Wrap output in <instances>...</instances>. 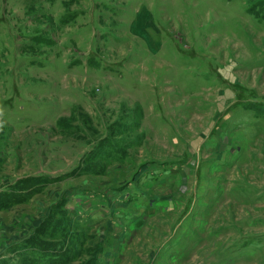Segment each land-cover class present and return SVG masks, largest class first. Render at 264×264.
Instances as JSON below:
<instances>
[{"label":"rangeland","instance_id":"obj_1","mask_svg":"<svg viewBox=\"0 0 264 264\" xmlns=\"http://www.w3.org/2000/svg\"><path fill=\"white\" fill-rule=\"evenodd\" d=\"M0 109V264H264V0H0Z\"/></svg>","mask_w":264,"mask_h":264},{"label":"trees","instance_id":"obj_2","mask_svg":"<svg viewBox=\"0 0 264 264\" xmlns=\"http://www.w3.org/2000/svg\"><path fill=\"white\" fill-rule=\"evenodd\" d=\"M28 242H29V240L24 241L23 243L28 244ZM20 244H22V243H20ZM19 245H17V246H19ZM29 250H31L33 252V254H35L37 256L34 259L31 256L27 257L26 258V260L28 261L27 264H40L39 263L40 261H44L45 264H69L68 260H66L69 258L67 255H65L64 253H62V256L59 255V251H61V250H59V251H58V249H48L47 250V249H43L41 246L31 247ZM20 252H21V250L17 251L16 254L18 256H22V253H20ZM65 257H66V259H65Z\"/></svg>","mask_w":264,"mask_h":264},{"label":"bare ground","instance_id":"obj_3","mask_svg":"<svg viewBox=\"0 0 264 264\" xmlns=\"http://www.w3.org/2000/svg\"><path fill=\"white\" fill-rule=\"evenodd\" d=\"M126 16H128V15H126ZM116 35V34H115ZM118 35V34H117ZM122 40V39H121ZM103 46V45H102ZM92 58V57H91ZM102 59V58H101ZM97 62V61H96ZM99 63V62H98ZM114 69V68H113ZM98 75H100V74H98ZM89 76V75H88ZM119 79H121V78H119ZM134 87V86H133ZM123 102V101H122ZM133 106V105H132ZM136 108H137V106H136ZM129 110V109H128ZM140 111H141V109H140ZM141 113V112H140ZM88 116V115H87ZM139 118V117H138ZM88 120V119H87ZM144 136V135H143ZM143 141V140H142Z\"/></svg>","mask_w":264,"mask_h":264},{"label":"clouds","instance_id":"obj_4","mask_svg":"<svg viewBox=\"0 0 264 264\" xmlns=\"http://www.w3.org/2000/svg\"><path fill=\"white\" fill-rule=\"evenodd\" d=\"M3 115V109H0V117ZM0 127H2V123H0Z\"/></svg>","mask_w":264,"mask_h":264}]
</instances>
